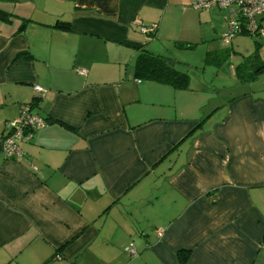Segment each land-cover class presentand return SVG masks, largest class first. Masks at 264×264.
I'll return each instance as SVG.
<instances>
[{"label":"crops","instance_id":"0c3cea01","mask_svg":"<svg viewBox=\"0 0 264 264\" xmlns=\"http://www.w3.org/2000/svg\"><path fill=\"white\" fill-rule=\"evenodd\" d=\"M193 1L0 0V264H264V67L241 78L255 42L217 48L228 11ZM166 41L237 56L234 79L171 57L186 88L137 78ZM22 105L47 122L7 158Z\"/></svg>","mask_w":264,"mask_h":264},{"label":"built area","instance_id":"2783aa9c","mask_svg":"<svg viewBox=\"0 0 264 264\" xmlns=\"http://www.w3.org/2000/svg\"><path fill=\"white\" fill-rule=\"evenodd\" d=\"M218 7L227 10L226 31L222 33L221 40L228 44L231 38L237 34H246L253 39L264 38V24L258 20L264 14V0H194L195 9H209ZM156 24L141 25L140 30L147 34L155 30ZM34 90L42 95L44 89L38 85L33 86ZM46 120L34 113L29 105H22L18 116L4 122L5 133L2 137V153L7 158L21 155L20 143L32 137L35 130L42 128ZM130 254L135 251L131 245L126 247ZM60 257L58 254L55 256Z\"/></svg>","mask_w":264,"mask_h":264},{"label":"trees","instance_id":"16d2710c","mask_svg":"<svg viewBox=\"0 0 264 264\" xmlns=\"http://www.w3.org/2000/svg\"><path fill=\"white\" fill-rule=\"evenodd\" d=\"M209 9H202V10L196 9V10L204 11V10H209ZM10 16H11L10 13L0 10V19L8 20ZM56 25L62 28H69V23L67 22L58 21ZM156 29L145 35H149L153 37ZM253 41L255 42V52H253L249 56H246L245 59L235 67V71L238 74H240L239 76H241V78L243 79L245 77L254 78L255 76L254 72H257L262 67H264V62H258L256 59L257 58L256 49H257L260 39H257V40L253 39ZM230 42L228 44H224L223 42L222 43L228 46ZM175 43L178 46H182L183 44L180 42H175ZM191 46L192 45L187 44V47H191ZM228 55H229V52H227L226 50H217L214 52H208L205 56V61L211 62L215 58H217L219 62L217 61H213V62H216L217 65H220L227 58ZM133 67H134L135 76L141 80H151V81H155V82H159L163 84L165 83V84L171 85L174 88H179V89L186 88L187 83H188L187 73L177 69L176 63L173 59L169 57L161 56L158 54H154L153 52H150L146 47H144V45L138 48ZM247 69H250L249 72L246 71ZM246 73L247 75L243 76ZM185 257H186V254L180 255V260L182 263L185 262Z\"/></svg>","mask_w":264,"mask_h":264},{"label":"rangeland","instance_id":"374dc122","mask_svg":"<svg viewBox=\"0 0 264 264\" xmlns=\"http://www.w3.org/2000/svg\"><path fill=\"white\" fill-rule=\"evenodd\" d=\"M226 13L225 10H220L218 12L219 17L221 18L224 14ZM144 45L147 46L149 43H151L153 41L154 38H152V36L149 35H144ZM244 44H246V46H252L253 45V39L249 36H243ZM154 43V42H153ZM215 43L217 48H224L225 46L222 44L221 40H219V37L216 36L215 39ZM243 44V45H244ZM159 44L154 43V45H150L149 48H147L150 52H162L161 54L171 57V58H175L178 62L180 61H184L187 60L189 61L192 65L197 66L198 70L202 69V67H204V58H205V53H206V46L204 43H200L197 46H195L194 48H188L186 43H183L182 46H178L176 45V43L174 41H166L163 43V47L162 49H160V51H157L159 49V47H157ZM223 45V46H222ZM224 50V49H223ZM156 54V53H154ZM237 57V56H236ZM233 57L231 56L229 59H227L225 62L222 63L221 68L216 69V65H207L206 66V70L213 72L214 74H216L217 72L219 74H221V78H224L225 80L228 79H234L232 77V73H231V66L235 65L238 62V57ZM209 67V69H208ZM176 68L184 71V70H188L186 65H182L180 63H177ZM211 78V77H210ZM215 78H211V80H213ZM227 82V81H226Z\"/></svg>","mask_w":264,"mask_h":264},{"label":"water","instance_id":"95a60500","mask_svg":"<svg viewBox=\"0 0 264 264\" xmlns=\"http://www.w3.org/2000/svg\"><path fill=\"white\" fill-rule=\"evenodd\" d=\"M23 29V26L21 27V29L20 30H22Z\"/></svg>","mask_w":264,"mask_h":264}]
</instances>
